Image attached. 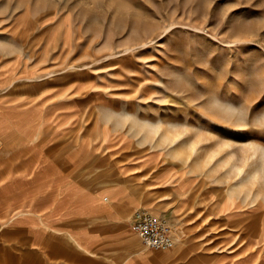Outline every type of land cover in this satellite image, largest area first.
<instances>
[{
  "label": "rangeland",
  "instance_id": "rangeland-1",
  "mask_svg": "<svg viewBox=\"0 0 264 264\" xmlns=\"http://www.w3.org/2000/svg\"><path fill=\"white\" fill-rule=\"evenodd\" d=\"M10 64L1 92L75 100L82 168L140 171L171 203L141 208L264 264V0H0Z\"/></svg>",
  "mask_w": 264,
  "mask_h": 264
},
{
  "label": "crops",
  "instance_id": "crops-1",
  "mask_svg": "<svg viewBox=\"0 0 264 264\" xmlns=\"http://www.w3.org/2000/svg\"><path fill=\"white\" fill-rule=\"evenodd\" d=\"M12 69L0 68V264H253L252 243L221 249L186 215L169 218L170 249L146 247L132 216L157 202L160 214L170 208L162 188L147 190L140 171L82 168L75 100L40 88L3 93Z\"/></svg>",
  "mask_w": 264,
  "mask_h": 264
},
{
  "label": "built area",
  "instance_id": "built-area-1",
  "mask_svg": "<svg viewBox=\"0 0 264 264\" xmlns=\"http://www.w3.org/2000/svg\"><path fill=\"white\" fill-rule=\"evenodd\" d=\"M130 226L148 248L168 250L173 246L170 224L147 209L135 210Z\"/></svg>",
  "mask_w": 264,
  "mask_h": 264
}]
</instances>
